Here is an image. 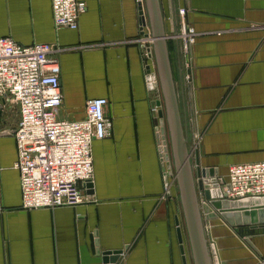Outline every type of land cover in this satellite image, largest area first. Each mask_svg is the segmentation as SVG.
Returning <instances> with one entry per match:
<instances>
[{
	"label": "crops",
	"instance_id": "0c3cea01",
	"mask_svg": "<svg viewBox=\"0 0 264 264\" xmlns=\"http://www.w3.org/2000/svg\"><path fill=\"white\" fill-rule=\"evenodd\" d=\"M78 1L86 10L77 29L56 30L52 0H0V38L64 49L50 56L59 67V119L82 120L86 100L104 98L112 120L111 137L92 144L93 182L88 201L76 207L21 209L15 141L0 134V264H102L98 250H122L114 264H193L186 233L182 243L178 236L180 200L162 196L150 106L157 98L147 89L137 42L139 3ZM159 2L165 33L179 8L194 33L188 82L179 43L167 49L185 133L198 143L196 161L219 178L230 166L264 162V0ZM0 121L1 130H13L17 108L6 109ZM221 220L206 221L219 263L264 264L263 224L241 225L239 234Z\"/></svg>",
	"mask_w": 264,
	"mask_h": 264
},
{
	"label": "built area",
	"instance_id": "2783aa9c",
	"mask_svg": "<svg viewBox=\"0 0 264 264\" xmlns=\"http://www.w3.org/2000/svg\"><path fill=\"white\" fill-rule=\"evenodd\" d=\"M137 1L142 7L137 42L141 45L145 75L148 71V75L153 76L150 85L155 91L159 82L153 41L142 0ZM51 10L56 30H76L86 6L78 0H52ZM185 14L184 8L177 10L169 39L178 42L180 54L187 57L194 33L186 24ZM62 51L64 49L52 44L21 46L11 38H0V116L13 106L18 112L13 130H1L3 122L0 121V134L10 133L15 141L14 169L19 175L23 210L76 207L86 203L85 190L94 177L92 144L110 138L112 133V120L104 114L107 103L104 98L86 100L82 120L59 119L62 105L59 67L57 60L50 56ZM188 58L182 65L184 82L190 80ZM159 110L162 104L151 108L152 114ZM163 148L160 143L158 150L166 180L168 171ZM171 175L170 172L169 177ZM217 181L227 200L264 198V162L230 166L226 178L217 176ZM168 184L165 181L164 191ZM178 230L181 231L179 224Z\"/></svg>",
	"mask_w": 264,
	"mask_h": 264
},
{
	"label": "water",
	"instance_id": "95a60500",
	"mask_svg": "<svg viewBox=\"0 0 264 264\" xmlns=\"http://www.w3.org/2000/svg\"><path fill=\"white\" fill-rule=\"evenodd\" d=\"M141 5H138L139 15ZM145 13L148 19L150 34L153 38V55L156 66V76L162 95V110L157 115L152 114L155 126L156 142L164 145V158L167 161L168 173L171 171L169 155L172 159L174 176L177 182L179 200L186 236L188 239L193 264H220L215 248L206 239L203 220L222 219L235 232L240 234L237 227L241 225L263 224L264 228V198L243 199L238 201L227 200L221 192L217 181L218 172L213 168H204L196 161V167L190 162L187 148V136L181 122L174 81L169 61L165 26L159 0H144ZM153 76H145L147 89L153 90L150 81ZM160 101H151L150 106H159ZM167 135V136H166ZM167 145H169V155ZM195 168V169H194ZM166 181V180H165ZM203 190V201L199 194ZM178 222V221H177ZM256 226L251 227L253 230ZM264 234V229H261ZM182 232L178 230L179 240L182 243ZM254 233V231H253ZM252 234V232H251ZM243 235V234H241ZM250 234H247L248 236ZM245 236V237H246ZM251 248V244L244 238ZM183 253V245L181 246ZM253 249V248H252ZM102 264H114L120 251L100 252Z\"/></svg>",
	"mask_w": 264,
	"mask_h": 264
},
{
	"label": "rangeland",
	"instance_id": "374dc122",
	"mask_svg": "<svg viewBox=\"0 0 264 264\" xmlns=\"http://www.w3.org/2000/svg\"><path fill=\"white\" fill-rule=\"evenodd\" d=\"M165 34L167 35V38H166L167 47L170 48V46H171V48H172L173 47V40L169 39V36H171L172 34H169V33H165ZM147 46L150 47V45H148V44H147ZM171 48H170V50H171ZM187 57L185 56V54L182 55V63H184V59L187 58ZM147 63L150 65L151 64L150 60H147ZM151 68H152V66H151ZM155 69H156V67H155ZM154 92H156L155 97L157 98V100L158 101L161 100V102H162V95H161L160 87L158 89H156ZM160 104H162V103H160ZM178 107H179V112H180V117H181V122H182V120H183V117H182V114H181V107L182 106H179V104H178ZM162 108H163V106H162ZM185 121H186V119H185ZM182 125L183 126L185 125L184 120H183ZM197 146H198V143H197V141L194 140L193 136L187 138V148H188V152H189L190 162L193 165V167H196L195 162H196L197 159H196L195 155H196V152H197L196 150L198 149ZM167 149H168V155H169L170 154L169 153V145H167ZM168 157H169L168 162H170V164H171L170 165V167H171V171L170 172H171L172 175L169 177V180H168V183H169L168 184V189L166 191H164L162 196H163V198L165 200H167V199L169 200V199L173 198L175 200V202L178 200V203H179V197H178L179 193H178V188H177V182H176V179H175V176H174L172 159H171L170 155ZM168 193L170 195L169 197H167ZM203 197H204L203 190H201V192L199 194V198H200L201 202H204L203 201ZM221 221L224 222L226 225L230 226L224 220H221ZM178 224L181 225V230H183L185 232L184 223H183V217H182V221H178ZM203 227H204L205 232L207 233L209 231V227L207 226L206 220H203ZM230 227H236V226H230ZM206 239L209 242V239L207 238V236H206ZM120 252H122V250ZM120 254L121 253H119V256H120Z\"/></svg>",
	"mask_w": 264,
	"mask_h": 264
},
{
	"label": "bare ground",
	"instance_id": "6f19581e",
	"mask_svg": "<svg viewBox=\"0 0 264 264\" xmlns=\"http://www.w3.org/2000/svg\"><path fill=\"white\" fill-rule=\"evenodd\" d=\"M166 35V34H165ZM166 38H167V36H166ZM151 40L153 41V38L151 37ZM153 50V49H152ZM159 86V85H158ZM163 167V166H162ZM169 175H170V173H166L165 174V178H166V183H167V181H168V178H169Z\"/></svg>",
	"mask_w": 264,
	"mask_h": 264
}]
</instances>
